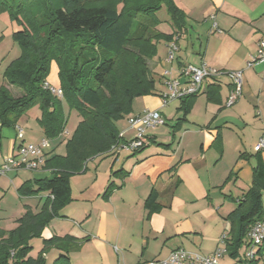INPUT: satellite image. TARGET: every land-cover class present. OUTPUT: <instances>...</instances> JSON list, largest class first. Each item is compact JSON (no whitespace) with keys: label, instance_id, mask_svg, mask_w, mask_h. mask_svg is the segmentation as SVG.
<instances>
[{"label":"crops","instance_id":"0c3cea01","mask_svg":"<svg viewBox=\"0 0 264 264\" xmlns=\"http://www.w3.org/2000/svg\"><path fill=\"white\" fill-rule=\"evenodd\" d=\"M173 1L185 14L184 27L176 32L170 14L164 18L157 14V28L174 35L176 57L168 61L170 41L157 43V54L149 59L155 92L136 98L131 114L117 122L125 139L134 135L128 117L145 109L159 110L172 127L164 138L158 126L148 128L149 144L142 150L96 156L88 161L86 172L71 177L73 200L62 210L64 217L56 218L70 224L66 230L60 224L53 227L54 219L43 232V238L67 234L78 238V246L69 254L71 264H148L180 247L211 254L222 245L224 234L229 238L231 224L226 217L252 186L255 168L264 169V151L254 150L264 133V63L246 65L264 39V0ZM203 62L243 71L239 100L226 105L232 86L222 76L205 82L187 113L183 98L163 106L166 80L181 77L185 65ZM7 86L13 94L17 92L15 96L22 95L23 91ZM20 120L0 130V165L20 143ZM47 140L48 158L54 140ZM118 170L124 171L114 175ZM50 175L51 170L44 167L13 171L0 176V189L15 195L25 182ZM111 183L112 191L105 195ZM154 189L160 207L150 211L146 201ZM27 196L41 206L49 193ZM28 197L23 198L24 205L33 208ZM247 241L246 237L242 248L246 249ZM50 251L53 259L59 254L55 248Z\"/></svg>","mask_w":264,"mask_h":264},{"label":"trees","instance_id":"16d2710c","mask_svg":"<svg viewBox=\"0 0 264 264\" xmlns=\"http://www.w3.org/2000/svg\"><path fill=\"white\" fill-rule=\"evenodd\" d=\"M163 7L176 32L181 30L185 14L173 0H0V13L8 10L10 19L20 24L13 38L22 48L4 72L0 130L17 125L38 106L39 125L45 137L53 139L66 128L65 105L80 115L67 152L49 156L43 166L51 175L18 189L20 195L48 192L49 196L38 212L26 207L16 227L0 229V264H71L69 254L78 246V238L69 234L43 238V232L54 219L64 217L62 210L72 202L71 177L86 172L90 159L110 153L120 138L117 122L131 114L136 98L155 92L149 59L157 54L160 40L171 41L174 36L157 28V12ZM53 59L59 65L63 97L44 86ZM7 85L22 89V95L15 96ZM195 96L183 98L185 113ZM112 188L113 183L105 195ZM158 197L154 189L146 201L150 211L160 207ZM263 217L264 169L260 166L254 170L252 186L226 217L231 224L227 238L231 257L240 255L250 228ZM34 238H42L43 243L37 256L31 255ZM53 248L59 254L49 263L46 254ZM256 255L245 264H264V242Z\"/></svg>","mask_w":264,"mask_h":264},{"label":"built area","instance_id":"2783aa9c","mask_svg":"<svg viewBox=\"0 0 264 264\" xmlns=\"http://www.w3.org/2000/svg\"><path fill=\"white\" fill-rule=\"evenodd\" d=\"M214 25L217 27L216 23ZM177 49L176 42L174 40L170 41L168 61H174ZM259 63H264V39L258 42L257 52L250 56L246 65L247 67H253ZM180 72L181 77L166 80L167 90L161 94L163 106L168 105L176 99L201 93L207 80L218 81L222 76L228 77L232 86L226 102L228 107L233 106L243 95L244 75L242 70L219 69L203 62L200 66L193 64L185 65L181 68ZM44 86L55 95L63 97L62 88L53 87L48 81L45 82ZM165 123L166 120L159 110L145 109L138 114L130 115L128 117V124L129 128L134 131L133 137L125 139L123 133L120 132V138L113 145L110 153L119 155L123 152L133 153L142 150L149 144L146 137L147 129ZM1 124L0 120V126ZM66 136H69V133H66ZM17 138L20 140V143L17 146L16 152L6 156L1 163L0 176L21 169L31 171L41 170L47 160L46 148L49 145L47 138L43 139L40 143L25 142V132L20 126L17 127ZM254 150L257 152L264 151V133L255 144ZM227 238L228 236L224 234L220 241L222 245L211 254H203L180 247L171 251L166 258L153 260L148 264H220V258L227 253ZM247 238L248 241L244 253L245 263L256 257L257 249L264 242V217L250 228Z\"/></svg>","mask_w":264,"mask_h":264},{"label":"rangeland","instance_id":"374dc122","mask_svg":"<svg viewBox=\"0 0 264 264\" xmlns=\"http://www.w3.org/2000/svg\"><path fill=\"white\" fill-rule=\"evenodd\" d=\"M157 14H159L160 17L164 18V16H166L169 13L166 7H163L157 12ZM19 28H20V24L16 20L13 21L10 19L8 10H3L0 13V88L5 83V78H4L5 69L12 60L16 59L22 54V48L20 44L17 41H15L13 38L14 31L18 30ZM47 78L51 86L57 88L61 86L59 65L56 59H53L52 62L50 63V68ZM18 89L22 91V89L20 88ZM13 91L14 94L17 95V92L15 90ZM66 113L68 117L66 128L62 135H60L57 138L51 139L54 141L52 142L48 150L49 156H52L54 154H65L67 152L68 138L75 131L79 123L80 115L76 110H69V108L67 107ZM40 115H41L40 108L38 106H35L21 117L20 125L24 129V132L26 131V142L38 143L41 141L42 137L44 136L43 130L41 129V126L37 121V117ZM171 124L172 121L169 120L166 121V124L157 127L159 128L158 130L161 132L160 133L161 138L168 136L169 128L172 127ZM8 128L9 127H7L6 129ZM66 133H69V136H66ZM93 164L94 163H90V166ZM27 197H28L27 195H20L19 192L18 193L16 192L15 195L12 193H8L7 188H5L4 191L0 189V229L1 230L7 231L13 229L17 225L16 219L21 216L22 209L26 210V207L23 202L24 201L23 198L26 199ZM28 199H30V201L32 202L31 203L33 205L32 209L35 212H38L41 206H37L36 201H34V199H31V197H28ZM57 220L58 219L54 220V223L52 224L53 227L56 226V224H60V227L64 226L63 229L66 230L68 224H70L68 221H65L63 219L59 221ZM31 244L33 246L31 255L37 256L38 252L43 247L42 238L32 239ZM211 246L212 244H210V247ZM197 251L200 252V250ZM244 253H245V248H242L240 255L236 258L231 257L228 253H225L220 258V264H245ZM53 254L54 253L51 251H48L46 254L49 263H52L54 261ZM75 264H77V261L75 262Z\"/></svg>","mask_w":264,"mask_h":264}]
</instances>
